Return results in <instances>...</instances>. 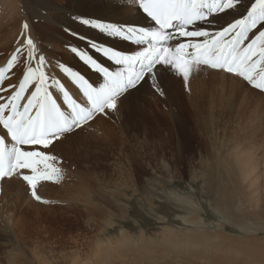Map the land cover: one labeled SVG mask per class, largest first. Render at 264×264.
I'll list each match as a JSON object with an SVG mask.
<instances>
[{
    "label": "rangeland",
    "instance_id": "374dc122",
    "mask_svg": "<svg viewBox=\"0 0 264 264\" xmlns=\"http://www.w3.org/2000/svg\"><path fill=\"white\" fill-rule=\"evenodd\" d=\"M14 1L19 8L23 4L28 10L27 2L31 0ZM60 35L63 40L72 39L63 32ZM53 44L56 52L64 49L62 41V46L59 40ZM222 79L201 74L190 81V95L196 98L201 92L219 88L226 82L233 86L231 81L225 79L222 82ZM167 83L173 84L171 99L160 98L144 90L142 95H136L139 98L126 99V107L122 108L126 113L132 112L126 119L128 127L136 122V117L140 118V108L144 106L154 123L156 131L149 132L142 129L135 133L126 126L127 149L135 152L139 162L129 164L126 162L128 153L124 156L113 147L106 152L92 148L90 158L79 159V162L76 159L77 165L71 166V162H75L72 159L65 161L67 164L63 163L73 171L87 174L89 180L75 176L68 169L63 183H45L39 190L42 198L54 203L45 205L32 201L26 188V201L34 202V207L31 209L24 203L21 208L26 206L27 212L25 219L21 218L23 225L20 219L17 221L19 224L10 222L6 231H2L3 237L11 238H7L8 241L0 235V264H91L99 243L104 240L116 242L122 236L134 243L125 245L122 252L112 255L111 251L117 249L116 244L106 251L108 256L103 261L95 264H153L152 260L155 264H232L234 258L229 259L225 253L221 258L220 253H212L210 247L200 242L264 246V103L252 93H247L251 96L245 100V106L233 101L234 106L227 104L219 109L211 108L214 97L220 95L216 92H213V97L207 94L205 100L197 101L204 111L209 108L210 112L213 111L202 130L185 102L189 94L182 82L169 78L165 82L166 89ZM169 106L175 109L179 120L174 118L171 122L169 117H165ZM97 123L102 126L101 121ZM98 124L93 125L94 130ZM164 125L170 126L173 132H179L178 136L182 138L180 149L165 142L169 140V132ZM88 135L73 138L70 143H79ZM136 136L139 137L138 143L135 142ZM90 141V147H93L95 140ZM245 147H253L256 151L255 160L260 163L258 171L263 174L260 179L262 189L252 188L251 191L246 187L248 183L242 181L239 157ZM216 172L219 173L217 176ZM232 182L235 186L230 184ZM221 185L225 188L219 187ZM40 206L44 207L41 208L43 210L39 209ZM17 212L19 218L21 213ZM7 215L0 217L7 222L11 214ZM20 233H24L25 240H21ZM178 235L184 242L179 241ZM170 240L178 242L172 245ZM254 252L257 259L258 251ZM243 259L247 261L243 264H247V258Z\"/></svg>",
    "mask_w": 264,
    "mask_h": 264
},
{
    "label": "snow or ice",
    "instance_id": "6c2138e0",
    "mask_svg": "<svg viewBox=\"0 0 264 264\" xmlns=\"http://www.w3.org/2000/svg\"><path fill=\"white\" fill-rule=\"evenodd\" d=\"M33 12L21 5L19 35L0 52V185L21 181L38 203H54L39 190L66 178L58 145L119 122L144 90L166 99L169 78L190 95L201 74L223 77L264 103V0H56Z\"/></svg>",
    "mask_w": 264,
    "mask_h": 264
},
{
    "label": "bare ground",
    "instance_id": "6f19581e",
    "mask_svg": "<svg viewBox=\"0 0 264 264\" xmlns=\"http://www.w3.org/2000/svg\"><path fill=\"white\" fill-rule=\"evenodd\" d=\"M27 3H29V8H28V12L30 13V14H28L29 18L33 17V15H34L33 9L34 8L39 7V6L43 5V4H49V5L53 4V2L51 0L49 2L47 0H31L30 2H27ZM18 6L19 5L14 0H0V52H4L6 50H9L12 47V45L14 44L16 36L19 34L20 24H21V20H22V13H21V8H19ZM49 11L51 12L50 8H49ZM50 15H55V13L50 14ZM124 18H127V16H125ZM35 26L36 25H34V27ZM40 27L41 28H47V27H49V25L41 24ZM80 30L82 32L86 31L85 29H80ZM88 34L89 35H97L95 33H88ZM112 43L117 44V46H119V47H125V45H126V42H112ZM59 45H61V41L60 40H59ZM63 50L64 49H62V51L59 50L58 53L63 52ZM64 58L67 59L71 64L75 65L77 68H80L83 71H87V69H85L84 66L82 64H80V62L77 59H75L74 57H72L71 55H68V54L65 53ZM88 74L92 77V79H97L95 74H93V73H88ZM223 81H225V78L222 79V82ZM172 89H173V84L172 83H167V92H168L167 99L168 100L171 99ZM213 92L219 93L220 97L218 95H217V97L216 96L214 97V100H212V101H214L213 102L214 104H213V106H211V108L214 107V108H218V109L220 107H222V105L225 106L227 104H230L231 106H234L235 104H234L233 101H235L236 104H239V106H245L244 105L245 100L250 99L249 96H251V94L241 93L240 90L237 87H235L234 85L232 86L231 83L228 85V82L222 84L219 88H211V90H209L208 92H201L196 98H195V96H192V95L187 96L185 102H187V106H189L191 108L192 115H193L194 119L197 121L198 126L202 130L204 129V127L206 125V121L208 120V116L210 115V113H213V111L210 112L211 108H209V110H207V111L206 110L204 111V109L197 104V101H201L203 99L205 100L204 97H207L206 96L207 94H210L209 96L213 97L214 96ZM139 96H141V95H139ZM252 97H254V96H252ZM137 98H139V97H135L134 99H137ZM146 98H148V97L146 96ZM140 99H143V98H140ZM144 99H145V97H144ZM124 104H126V102H124ZM150 104H151V101H150ZM170 106H169V108H166L165 117H169L171 122H172V120H174V118L179 120L180 118L178 117V114L176 113L175 109L171 108ZM124 107H126V106L124 105ZM140 109L142 111V114H139L140 118L136 117V122L131 127L127 126L126 119L129 118V116L132 114V112L126 113V110L122 109L121 113H120V121L119 122L114 123L112 121H108L109 124L107 125L108 122L106 120L101 119V120H99V122L100 121L102 122L101 123L102 126H99L100 123L99 124L97 123L98 124L97 129H95L94 131L89 133V135L92 136V138H89L90 136L88 135L89 137H87L85 139H82L83 140V144H82V140L79 143L76 142V143H73V144L70 143V142H66L64 145H58L55 151L58 154L62 155L64 157L65 161H67L68 159H70V160L72 159L73 161H75V162H71L70 161L71 164H72L71 166H73V165L75 166L76 159L79 162V159L90 158L91 154L89 152H90V149H92V148L97 150V151L98 150L102 151L104 149L105 151H103V152H106L109 149H112V147L114 149L115 148L119 149L121 151V153L124 154V156H126V153H128V155L126 156L127 157V161L126 162H128L129 164L130 163H138L139 159H138L137 155L135 154V152L132 149H129V150L127 149V146H129V145H128V138H127L128 130L126 129V126L128 128H130L132 131H134L135 133H137L138 131H140L142 129H144L145 132H149L151 130L156 131L155 128H154L153 121H151L150 116L147 115V107L144 106V107H141ZM164 126L165 127L167 126L166 130L169 132L168 133L169 140L168 141L166 140L165 142H167L168 145H171L170 147L175 146L176 148L180 149V147L182 145V138L180 136H178L179 132H176V131L173 132V130H171L170 126H168V125H164ZM92 127L94 128V126H92ZM243 131H245V130H243ZM214 132H216V131H214ZM245 134H247V133H245ZM173 135L176 136V137L173 138ZM247 137H248V134H247ZM138 138L139 137L136 136V139H135L136 143L139 142ZM90 139H94L95 140L93 142L94 143L93 147H90V145H92V144H89L91 142ZM173 139H175L178 142V144H175ZM245 139H247V138H245ZM222 141H220V142H222ZM76 144H78L79 146H77ZM64 147H66V148L62 150V148H64ZM120 151H119V153H120ZM112 153H111V155H113V154L116 155V153H113V154ZM181 154H183V153H181ZM255 154H256V151H255V149H253V147H249V148L245 147V150H241L240 157L242 159L236 153V155L239 157V161L242 164L241 165L242 166L241 169H242L243 173L239 172L241 170H239L238 172H239V174L240 173L243 174V179L241 177L240 178L242 179V181L244 180L245 182L248 183L249 186H246V187H249L250 190L252 188H255V190H257V189L259 190L262 187L261 183H260L262 180L260 181V179L263 176V174L260 173V171H258V167L260 168V166H259L260 163H258L255 160ZM99 156H100V154H99ZM117 156H118V154H117ZM117 156H115V159H116ZM238 157H237V159H238ZM111 158H112V156H111ZM119 159H120V157H119ZM87 162L88 161H86V164H87ZM96 162H97V160H96ZM118 163H120V162H118ZM64 164H67V163L65 162ZM64 164H62L61 167H63L66 172H68V169H69V171L73 172L75 176H80V178H82L83 180H86V181L89 180V178H87V174H85V173H83L81 171H79V172L78 171L77 172L73 171V169L70 166H69V168H67ZM90 166L91 165H88V168ZM90 169H91V167H90ZM125 169H126V166H125ZM87 170H89V169H87ZM121 170L123 171L124 169L121 168ZM101 171L103 172V170H101ZM87 173H90V170ZM218 174L219 173L216 172V176ZM100 175H101V173H100ZM230 181H231V179L229 178V182ZM237 181H239V180H237ZM48 184L50 185V183H48ZM230 184L234 185L235 183L232 182ZM66 186L67 185H65V187ZM60 187L62 188V185ZM219 187H224V185H221ZM25 189H26V186L21 181H18V180L9 181L7 183H4L3 185H0V215L3 216L4 214H8V215L11 214V216L8 218L7 222L4 221L3 217H0V235H1V238H4V239L9 238V237H6V238L3 237L4 234L2 233V231H4V230L6 231V229L9 226L10 222L14 224V223H17V221L18 222L21 221L20 223H22L24 221L21 218L25 219V215L24 214L27 212L26 206L27 207L30 206L31 209L34 207L33 206V203L35 202L34 200L31 199L34 202L26 201V197H27L28 193H27V191ZM254 195H255V193H254ZM24 203H26L25 204L26 206L24 208H21L24 205ZM30 208H28V209H30ZM41 208H44V207H42V206L39 207L40 210H43ZM17 211H19V213H21L19 218L17 217L18 216L17 215L18 214ZM28 214H29V211H28ZM8 215H7V217H8ZM23 223H22V225H23ZM17 224H19V223H17ZM23 232H25V231H23ZM20 234H21L20 235L21 240H25L26 236L23 237L24 233H20ZM18 237H19V235H18ZM173 238L174 237H172L171 240H173ZM178 238H180L179 241L184 242V239H182V237L179 236ZM139 239H140V241L142 240V238H139ZM177 242L178 241H174V242L171 241V244L172 245H176ZM130 243H134V242H132L129 238L125 239V236H122L119 240H116V242H114L112 240H109V241H105L104 240V241H102L101 243H99L96 246V257H93L94 261L91 262V264H95V262L99 263L100 261H103L108 256V253L106 251H109L116 244H118L117 245V249H114V250L111 251L112 255L122 252L124 246L125 245L127 246V244H130ZM200 243L203 246H205V247H210L212 249V253H214V252H217V254L220 253L221 254V258L225 257L224 253L226 254V256H229V259L234 258L233 261H232V264H243L244 262H247V261H245L243 259L244 257H246L247 258L246 260H248L247 264H264V246H260V245H256V244L255 245H253V244L252 245H249V244L220 245V244H211V243H209L207 241L200 242ZM174 248H176V247H174ZM254 251H256V252L258 251V255L259 256L257 257V259H256V254H255ZM230 255H232V256H230ZM199 257H200V255H199ZM151 259L156 260L155 258H151ZM209 260H210V257H209ZM209 260L207 261L208 263H209ZM152 262H153V264H155V261L152 260ZM88 264H90V263H88Z\"/></svg>",
    "mask_w": 264,
    "mask_h": 264
}]
</instances>
